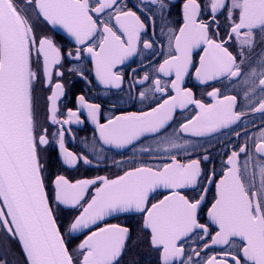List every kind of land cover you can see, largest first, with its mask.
Returning a JSON list of instances; mask_svg holds the SVG:
<instances>
[{"label": "snow or ice", "instance_id": "snow-or-ice-1", "mask_svg": "<svg viewBox=\"0 0 264 264\" xmlns=\"http://www.w3.org/2000/svg\"><path fill=\"white\" fill-rule=\"evenodd\" d=\"M0 264H264V0H0Z\"/></svg>", "mask_w": 264, "mask_h": 264}, {"label": "flooded vegetation", "instance_id": "flooded-vegetation-1", "mask_svg": "<svg viewBox=\"0 0 264 264\" xmlns=\"http://www.w3.org/2000/svg\"><path fill=\"white\" fill-rule=\"evenodd\" d=\"M58 31V34H59V37H63V41L68 43L69 46H71V41H70V38H68L62 31L60 30H57ZM136 65H132V67H135ZM194 71V70H193ZM195 84V81L192 80L191 78H189V81L187 83L186 86H193ZM214 87H218L220 85H213ZM75 87L78 89V90H83V91H87L86 89V86L83 85L82 83H78L75 85ZM194 91L197 92V97L199 98L200 96V92L202 91V89L200 88H195ZM92 102H99L101 104H104L105 107H107V102L106 100L99 94V93H96L95 95H93L92 97ZM206 102H211V101H206ZM128 110H135V109H128ZM74 131L77 132V136L78 137H85V136H89L91 135V132H92V128L90 125H86L84 126L82 129H78L76 126H74ZM147 143V141H146ZM68 146L70 149L72 150H76V151H80V143H79V140H77L76 142H71L69 141L68 143ZM109 155H111V153H109ZM119 158V157H118ZM144 159H148V157H144ZM111 171H115L114 169L111 170ZM109 173V170L105 169L104 171H86L83 167H81L79 169L78 172H75V173H68L70 176L71 175H75L77 177H80V176H87V177H95L96 175H104V174H108ZM243 204V203H241ZM111 223H117V222H120V221H117V220H111L109 221ZM83 237H81L82 239Z\"/></svg>", "mask_w": 264, "mask_h": 264}, {"label": "water", "instance_id": "water-1", "mask_svg": "<svg viewBox=\"0 0 264 264\" xmlns=\"http://www.w3.org/2000/svg\"><path fill=\"white\" fill-rule=\"evenodd\" d=\"M243 202H244V198L243 197H240V203H243Z\"/></svg>", "mask_w": 264, "mask_h": 264}]
</instances>
